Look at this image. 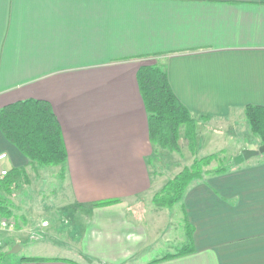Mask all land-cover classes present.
Returning <instances> with one entry per match:
<instances>
[{
  "label": "crops",
  "instance_id": "obj_1",
  "mask_svg": "<svg viewBox=\"0 0 264 264\" xmlns=\"http://www.w3.org/2000/svg\"><path fill=\"white\" fill-rule=\"evenodd\" d=\"M154 64L167 71L176 97L207 117L197 122L198 136L247 123L245 107L264 106V0H0V107L47 100L68 153L48 170L0 129L7 155L0 178L2 170L25 167L24 186L37 188V178L58 176L71 196L60 209L72 206L81 222L72 255L24 261L45 257L28 255L17 264H138L149 236L131 207L147 193L153 201L167 183L152 167L165 150L150 140L137 81L139 68ZM21 186L6 194L8 202ZM24 194L21 204L11 202L14 226L0 228L5 253L44 231L35 221L39 198ZM111 199L120 201L93 205ZM178 203L187 222L182 248L190 243L194 251L140 264H264V153L193 181Z\"/></svg>",
  "mask_w": 264,
  "mask_h": 264
},
{
  "label": "trees",
  "instance_id": "obj_2",
  "mask_svg": "<svg viewBox=\"0 0 264 264\" xmlns=\"http://www.w3.org/2000/svg\"><path fill=\"white\" fill-rule=\"evenodd\" d=\"M137 81L149 116L150 140L163 150L181 152L180 129L185 126L188 148L197 150V122L206 116L196 117L174 94L167 71L160 65H143L137 72ZM245 115L252 132L264 144V106L247 105ZM0 129L15 147L39 166L62 165L67 161L61 124L51 103L41 99H26L0 107ZM215 155L197 158L186 166L163 189L154 195L153 201L161 207H171L179 202L195 180H203L208 175L228 172L231 166H219L213 172L205 170L216 159ZM25 167L12 168L0 178V192L12 194L20 185L28 182ZM119 199L102 200L94 206H107L118 203ZM0 215L11 218L13 211L8 201L0 197ZM193 233L190 232L189 236ZM188 243L177 254L164 256L153 263L172 259L193 252ZM24 261H46L51 258L24 257Z\"/></svg>",
  "mask_w": 264,
  "mask_h": 264
},
{
  "label": "rangeland",
  "instance_id": "obj_3",
  "mask_svg": "<svg viewBox=\"0 0 264 264\" xmlns=\"http://www.w3.org/2000/svg\"><path fill=\"white\" fill-rule=\"evenodd\" d=\"M245 122L247 123H240L233 128L202 131L200 136L197 137V150L194 154L188 148V142L181 146V152L162 151L164 153L160 154L159 161H155L156 157L151 161L153 170L155 172L158 171L157 174L160 173L161 179L168 182L181 172L183 168L190 166L195 159L209 155H215L217 158L210 166L205 168L208 172H213L222 165L226 167L230 165L232 168L243 164L244 162L239 165L235 164L236 152L239 150L242 152L244 150L243 147L261 141L252 132L248 120ZM181 129L184 131L185 126H182ZM217 133L221 134L218 135ZM47 168L51 171L56 170L53 166ZM31 175L33 174L31 173ZM24 183H22V186L20 185L21 188L17 191V200L15 198L9 200L13 204H21V198L25 196V191L33 195L31 198H39V203L42 207L39 215L42 218L34 219L44 231H41L40 236H34L36 238L32 236L25 239L23 250H19V247L16 252L10 253L7 250L5 253L3 251L4 248L0 245V264H17L23 256L28 255L45 256L44 258L53 255L68 256L74 252V242L78 237L75 232L79 231L77 229H80L81 222H78V217L71 215L75 213L72 206L69 209H60L63 203L71 200L68 192H65L63 187H61L62 179L52 174L45 176L44 180L37 178L35 181L38 185L37 188L35 185L24 186ZM0 197L8 201L7 195L2 192H0ZM11 202H9L10 205ZM156 209L159 213H156ZM131 214L134 219L144 221L143 225L147 229L149 236L135 257L134 262L138 264L146 263L158 257H164L166 254L176 253L186 243L184 241L185 237L188 236L186 232L187 222L180 203L177 202L171 207L162 209L149 199V194L147 193L141 196L138 202L131 207ZM7 219L16 222L14 217ZM9 228L11 227L4 229L10 230ZM48 230L51 233L50 236H46L45 232ZM65 248L69 249L70 252L62 254Z\"/></svg>",
  "mask_w": 264,
  "mask_h": 264
},
{
  "label": "water",
  "instance_id": "obj_4",
  "mask_svg": "<svg viewBox=\"0 0 264 264\" xmlns=\"http://www.w3.org/2000/svg\"><path fill=\"white\" fill-rule=\"evenodd\" d=\"M264 153V144L260 145L257 149H244L240 154H238L235 158H234V162L236 165H239L241 163H243L244 161H247L255 156H258L260 154ZM20 246L18 244H16L12 249L11 252H16L17 248H19Z\"/></svg>",
  "mask_w": 264,
  "mask_h": 264
},
{
  "label": "built area",
  "instance_id": "obj_5",
  "mask_svg": "<svg viewBox=\"0 0 264 264\" xmlns=\"http://www.w3.org/2000/svg\"><path fill=\"white\" fill-rule=\"evenodd\" d=\"M6 156L7 155L5 153L0 154V160L6 158ZM6 174H7L6 170L1 171L2 176L6 175ZM13 226H14V222H12L10 219H7L6 217L0 215V228L13 227ZM0 245H1V243H0Z\"/></svg>",
  "mask_w": 264,
  "mask_h": 264
}]
</instances>
